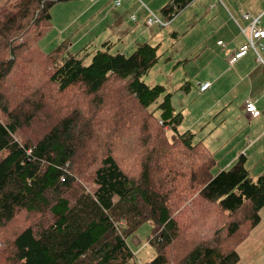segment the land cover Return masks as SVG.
Returning a JSON list of instances; mask_svg holds the SVG:
<instances>
[{"label": "trees", "instance_id": "trees-1", "mask_svg": "<svg viewBox=\"0 0 264 264\" xmlns=\"http://www.w3.org/2000/svg\"><path fill=\"white\" fill-rule=\"evenodd\" d=\"M54 1L0 0V226L39 218L0 237V264H129L146 221L156 253L145 264H237L261 220L264 174L245 155L215 170L207 143L180 131L172 94L143 80L159 45L43 51ZM193 1L161 10L172 21Z\"/></svg>", "mask_w": 264, "mask_h": 264}, {"label": "crops", "instance_id": "crops-1", "mask_svg": "<svg viewBox=\"0 0 264 264\" xmlns=\"http://www.w3.org/2000/svg\"><path fill=\"white\" fill-rule=\"evenodd\" d=\"M108 1L111 2L110 5H108ZM230 2L231 5H226L227 12H229V8H232L234 12L239 10L241 20H246L244 21L246 26L241 25L233 15L231 16L234 21L231 22L225 16L226 12L224 15L219 10L222 15L221 24L213 26L210 33L206 29L208 39L200 41L202 43L212 42L220 33L227 41L218 39V46L216 49L211 50L213 54L212 61L215 64L210 74H204L197 79L198 87L190 93L191 100L196 99L195 102L189 106L181 105L178 107L175 105V109L182 111L181 124L185 120L184 128L191 127L192 129L186 130H192L197 134L198 139H203L215 152L216 158L219 155L217 158L220 165L219 170L229 167L239 156L245 155L247 167L252 175L257 177L264 174V38L260 40L263 45H258L261 60H259L258 53L254 48H251L235 63H230L229 58L240 46L247 42V36L250 35L248 27L251 18L259 17L261 20L264 10L253 7L252 11H245L240 6L235 5V1L230 0ZM191 4L195 8V12L192 16H187L185 22L179 24L181 29H189V21L192 18L203 20L207 17V19L219 20L218 15L208 11L204 1L194 0ZM114 8V0H74L66 2L64 10V14H66V41H70L71 52L77 44V49L81 50L88 44H92L94 49H102L108 41L113 42L114 47L116 44L119 46L121 42L125 43V37L121 35L122 32L124 31L125 36L127 33L128 37L130 35L125 28L124 21L117 25L114 24L122 17L120 12L116 14ZM245 12L249 13L251 18H246L244 16ZM257 12L258 15L254 14ZM151 13L153 12L151 11ZM151 13L144 14V20L147 17L146 22ZM186 13H189V10ZM89 19H91L89 25L83 31H80V24H86ZM208 26L209 24H206L205 28ZM258 27L264 28V24L258 25ZM175 32L177 33L176 30ZM139 38L140 35L135 38L137 43ZM127 42L131 43V41ZM40 47L48 52V43H43ZM208 81L211 82V86L206 90H201V84ZM191 87L190 84L186 89L190 90ZM248 99L256 101L260 109L258 116H254L247 111L246 100ZM199 127L200 130H198ZM224 148L233 149L235 152L226 150L229 152L228 158L220 161L225 155L220 154ZM260 216L259 224L251 230L249 236L237 247L240 255L237 264H264V207L260 210Z\"/></svg>", "mask_w": 264, "mask_h": 264}, {"label": "rangeland", "instance_id": "rangeland-1", "mask_svg": "<svg viewBox=\"0 0 264 264\" xmlns=\"http://www.w3.org/2000/svg\"><path fill=\"white\" fill-rule=\"evenodd\" d=\"M3 1V4L13 6V4H15L19 0ZM68 1L74 0H56L50 6L49 11L51 14V19L49 21V25L46 31L40 36L38 41L39 46L43 43H48V51L53 50L64 41L66 42V14H64V10L66 8V2ZM168 1L169 0H122L120 6L115 5L114 11L116 12V14L117 12H120L122 14V17L114 24L117 25L120 22L124 21L126 25L125 28L129 32L130 36L128 37V33L125 36L123 31L121 35H124L125 43L123 44V42H121L119 46H117L116 44V46L113 47L111 51L115 53L118 50H121L127 53H131L134 49L135 44L137 43V41H135V38H137L139 35L140 38L138 39V42H150L153 45H159L161 55L160 60L151 68V70L147 74L143 76V80L150 85H164L167 92H170L172 94L173 106L174 108H176L175 105H177L178 107H180L181 105L189 106L195 102L196 99L191 100L190 93L192 92V90L198 87L197 79L204 74H210L212 72L213 65L215 64L212 61L213 54L211 53V50L216 49V47L218 46V39L227 41L222 33L218 34L212 42L202 43L200 41L202 39H208L207 30H209L210 33L213 26H218L221 24L220 19L222 18V15L219 10L224 15L226 12L225 16H227V18L231 22L234 21L231 15H233L234 18H236L243 26H246V23L244 22L246 20H241L239 10H237L238 12H234L232 8H229V12H227L226 5H231L230 0H201L204 1L206 7L208 8V11L213 12L215 15L219 16V20L210 18L207 19V17L203 20H196L192 18L189 21V29H181V26L179 24L185 22V18L187 16H192L195 12V8L192 7L191 4L177 17L172 19V21H169L161 10V8ZM233 1H235V5L240 6L245 11H252L251 9L253 7H257L258 10L260 8L264 10V0ZM3 4L0 3V5ZM110 4L111 2L108 1V5ZM188 10L189 13H186ZM151 11L153 13H151ZM147 12H149V14L151 13V15L156 14V16H158L166 24L162 27L158 23L149 26L146 22L147 17L145 16V20L143 18L144 14H146ZM254 14L258 15L259 13L257 12ZM263 16L264 12L261 15V20L258 25L264 24ZM133 17H135V19H133ZM90 21L91 19H89L86 24H80L79 30L83 31L84 28L89 25ZM206 24H209L207 28H205ZM175 30L180 35L179 39H176L174 33ZM127 41H131V43ZM68 42L70 43L69 40ZM77 48L78 44L74 46L73 53L78 52L79 49ZM90 60L91 58L89 57L86 61L89 62ZM190 84L192 85L191 89H186L190 86ZM83 106L85 107V104H83ZM129 106L132 107V104H129ZM133 109L131 110L132 112ZM175 111L182 112L180 109H175ZM102 115L108 117L107 114H99L100 117ZM138 118L139 120H141L139 116ZM55 119L56 117L53 116L51 120ZM130 120H132V116H130ZM134 120H136V118ZM184 123L185 120L179 126L181 132L186 131V129H192L189 126L184 128ZM198 130H200V127L198 128ZM42 131L43 127L39 125L38 132L41 133ZM119 146L120 143H118V147ZM226 150L235 152V150L233 149L224 148L220 152V154H225L226 156L224 155V157L221 158L220 161L228 158L227 155L229 154V152H227ZM4 155H6V151L0 152V157ZM218 157L219 155L217 156V158ZM219 167L220 165H218V167H215V170L220 171ZM28 214L29 213L18 215L8 225L0 226V237H2L4 241L9 243L15 238L16 234L21 231V229L25 225L34 223L39 220V218ZM152 228V222L146 221L136 231V235L139 238L140 242L137 244L130 238V244L136 252V259L129 264H145L155 256L156 250L151 244H149V235L151 234Z\"/></svg>", "mask_w": 264, "mask_h": 264}, {"label": "built area", "instance_id": "built-area-1", "mask_svg": "<svg viewBox=\"0 0 264 264\" xmlns=\"http://www.w3.org/2000/svg\"><path fill=\"white\" fill-rule=\"evenodd\" d=\"M114 3L116 6L121 5L122 0H114ZM244 16L246 18H251L249 13H244ZM260 22L259 17L257 18H251V23L249 25L250 35L247 36V42L240 46L229 58L230 63H235L238 59L243 57L251 48H254L257 53L259 60H261V55L258 51V45H263L262 42H260L261 39L264 38V28L258 27V23ZM148 25L152 26L154 24H159L160 26H164L166 23H164L158 16L155 14H152L148 18L147 21ZM246 31V29H244ZM221 43V41H220ZM211 86V82H205L201 84V90H206ZM246 109L248 112H250L254 116H258L260 114V109L258 108L256 101L248 99L246 100Z\"/></svg>", "mask_w": 264, "mask_h": 264}]
</instances>
